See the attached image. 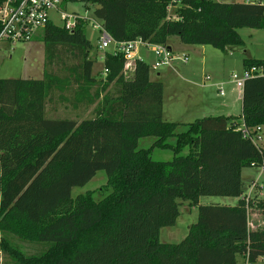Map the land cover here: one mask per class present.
Here are the masks:
<instances>
[{"label": "trees", "instance_id": "obj_1", "mask_svg": "<svg viewBox=\"0 0 264 264\" xmlns=\"http://www.w3.org/2000/svg\"><path fill=\"white\" fill-rule=\"evenodd\" d=\"M92 7L115 41L142 39L168 45H211L226 52L244 41L239 28L264 29V3L219 0H80ZM175 7L170 16V8ZM80 23L67 31L43 29L47 57L64 49L76 59L69 76L45 72L41 79L0 78V228L38 243L25 254L0 237L14 264H258L264 260V228H251L242 170L264 168V147L252 138L264 126V59H244L262 74L243 84L240 116L213 115L190 122L163 117V83L150 65L136 60L124 78L123 54L106 52V74L92 76L93 47ZM61 58V57H60ZM75 84L72 98L63 93ZM95 87V89H94ZM74 107L95 104L78 120L48 115L56 90ZM153 137L149 147L140 140ZM155 149L172 153L154 159ZM186 151V152H185ZM95 190L72 197L98 171ZM202 196L238 198L234 205L203 204ZM180 201L198 217L179 243L160 241L163 227L181 214ZM238 256L244 258L238 261Z\"/></svg>", "mask_w": 264, "mask_h": 264}, {"label": "rangeland", "instance_id": "obj_2", "mask_svg": "<svg viewBox=\"0 0 264 264\" xmlns=\"http://www.w3.org/2000/svg\"><path fill=\"white\" fill-rule=\"evenodd\" d=\"M222 2H254L258 0H221ZM264 2V0H262ZM75 8L81 13L85 12L84 4L80 2L74 3ZM89 16L95 19L96 16L93 12L92 7L89 8ZM175 7L170 8V16L174 15ZM54 19H56L55 14L51 15ZM59 23V22H58ZM60 24V23H59ZM239 33L244 41V44L241 46H233L231 50L220 54L227 61V74L224 75L222 80L229 81L223 85L224 95L219 96L221 100H215L214 105L215 109L212 111L213 114H219L216 110L218 103L220 104L222 99H226L229 95H231V90L236 89V83L232 79L234 73L241 75L244 66V59H264V29H254V28H239ZM86 37L93 44L92 49L90 50V57L95 59V64L92 70V76L96 78V81H99V77L102 76L104 72V67L99 57L104 56L106 52L114 51V46L111 44L105 51L96 50L97 43V32L93 29L91 24L87 25ZM43 30L39 32L36 38L32 41H16V42H7L0 41V78H33V79H41L44 77L45 72L53 73L59 75L62 79L65 76H69L72 81V76L69 75L68 67L76 64V59L73 57L71 53H65L64 49H59L56 54L57 57H53L52 60L47 57L45 42L43 40ZM174 39L178 42L174 43ZM170 45H172L177 51V53L181 58H185L183 55V49L188 46V44H183L180 42L178 37H170L169 39ZM179 45V46H178ZM187 45V46H184ZM142 53L145 58L151 63L150 72L152 78L155 76V71L152 66L155 61V55L149 51L144 46H141ZM207 49L212 51L213 53H221V50H218L211 45H206ZM144 50V51H143ZM216 56V55H215ZM214 56V58H215ZM61 57V58H60ZM174 57V56H173ZM218 57V56H217ZM219 58V57H218ZM222 58V59H223ZM153 63V64H152ZM172 63H177L180 65L181 61L173 62L171 60L169 65H163L159 68L164 71V75L162 79L165 82L167 87V93L170 90L173 82H175V75H173L170 71V65ZM176 64V65H177ZM177 65V66H178ZM179 67V66H178ZM231 79V81H230ZM170 85V86H169ZM75 84L72 83L69 89L64 91L63 95L67 99L72 98L73 89L75 88ZM95 89V87H94ZM169 89V90H168ZM60 92L57 89L55 91L53 102L48 105V115L52 117H71L70 113V103L69 100H60L59 98ZM235 102L233 106L232 114H239L241 109L242 101ZM217 102V104H216ZM179 106L185 112L187 111L188 115H184L182 120L186 122H190L195 120V118L203 115L209 114L207 111H204L200 107H188L186 110L185 104L180 100L178 101ZM168 105V104H167ZM92 111L95 107V104L92 105ZM169 105L167 106V108ZM88 116H93V112ZM207 112V113H206ZM187 116V117H186ZM186 117V118H185ZM89 118V117H88ZM252 138L258 146L264 147V126L262 128H257L253 131ZM154 141L153 137H146L140 140V147H149ZM186 152V151H185ZM154 159L157 160H169L172 158V153L168 150H160L155 149L152 153ZM256 179L259 181V184L264 188V169L258 167H246L242 171V182L244 184L245 191L248 192L249 186L253 184V180ZM107 183V174L104 170H100L94 176V178L87 183L85 186H77L72 189V197L75 198L77 195L86 193L87 191L95 190L94 197L99 198L100 190H104ZM252 193L248 196L252 201L259 204L252 205L249 208V224L251 228H264V197H259V194L256 188L252 189ZM264 190V189H263ZM234 198L231 197H222V196H202L200 197V202L203 204L211 203V202H231ZM190 205L188 201H180V211L181 214L177 219V223L174 227H163L160 232V241L166 243H179L188 233L189 226L197 220L198 211L193 210L191 213L188 212ZM5 221L3 216H0V225ZM0 237H5L9 239L10 243L17 245L21 251L25 254H32L36 251V245L38 243H32L30 241L21 240L18 236L9 233L8 231L0 228ZM244 258L242 256H238V261L243 262ZM0 264H14L12 257L9 252L0 249ZM258 264H264V260H260Z\"/></svg>", "mask_w": 264, "mask_h": 264}, {"label": "crops", "instance_id": "obj_3", "mask_svg": "<svg viewBox=\"0 0 264 264\" xmlns=\"http://www.w3.org/2000/svg\"><path fill=\"white\" fill-rule=\"evenodd\" d=\"M258 2L264 3L262 0H258ZM173 42L177 43L178 41L174 39ZM168 45L174 54L173 62L175 61L177 62L179 60L181 61L180 65H178L177 63L175 64L172 63L170 65V71L173 75H175L176 80L175 82H173L170 90L168 89L169 90L168 93L166 92L167 87L165 85V82L162 79L165 70L164 71L162 69L156 70L154 78H152L150 72L151 80L161 81L164 86L163 89L164 119L167 121H184L182 120L184 119L182 117L184 115H188V113L187 111L185 112L183 109H181V107L179 106L178 101L180 100L185 104L186 110H188V107H200L201 109L209 113L207 115L199 116L197 118H202L205 116H213V115H227V116L239 117L242 111V104L239 114L234 115L231 113V111L233 110V106L235 105V102L237 103L236 99H239L238 101L241 102L243 98V90L242 88L238 87L237 84H236L237 88L231 90L232 94L229 95L226 99H222L220 104L218 103L215 111H217L219 114H213L212 112L215 109V105H214L215 100H221L219 96H223L225 94L223 91V85L229 81V79L222 80L223 73L224 75H226L228 71H227V61L223 57H220L222 56L220 54L226 53L231 49H228L226 52L220 51L221 53L215 54L212 51L208 50L207 49L208 47H206V45H188L191 47H186L185 49H183L182 53L183 55H185V58H181L177 53H175V51L177 50L172 45H170L169 41H168ZM141 48L142 47H140L138 51L135 52V58L146 61L151 67V63L145 58ZM149 51L151 50L149 49ZM108 52H112V51L109 50ZM99 58L101 59V62L103 64V57L101 56ZM104 76H105V72L102 73V76H100L99 79H103ZM221 90L223 93L221 92ZM167 104L169 105L168 108H167L168 106ZM70 108H71L70 113L72 114L70 118H75L81 121L85 118L90 117L88 115L91 113L93 107L92 105L86 107L85 104L82 105L79 104L77 107H74L73 104L70 103ZM253 188H256L259 197H264V190H263L264 188L262 187L261 184H259V181L256 179H254L253 184L249 186L248 192L245 191L243 195H246L247 197L250 196L253 191L252 190ZM237 200L238 198H234L233 201L225 202V204L234 205L237 203ZM196 209L197 207L190 206L188 212L191 213L193 210Z\"/></svg>", "mask_w": 264, "mask_h": 264}, {"label": "built area", "instance_id": "obj_4", "mask_svg": "<svg viewBox=\"0 0 264 264\" xmlns=\"http://www.w3.org/2000/svg\"><path fill=\"white\" fill-rule=\"evenodd\" d=\"M76 2L83 3L80 0H0V41L12 43L32 41L50 23L67 31H73L80 23H83L86 28L90 23L97 32L96 50L105 51L112 44L114 46L112 53L123 54L124 78L129 79L133 76L137 60L135 52L141 46L150 49L155 55L152 66L154 70H158L163 65H169L174 58L173 51L167 45L152 44L140 38L131 41H115L106 30L103 21L90 17L89 7H86L84 3L85 12L78 11L74 5ZM53 13L56 19L51 16ZM104 72L106 74L105 70ZM262 72L261 67L254 66L245 68L241 75L234 73L231 76L237 86L242 88L248 77L260 75ZM246 264L256 263L247 261Z\"/></svg>", "mask_w": 264, "mask_h": 264}]
</instances>
